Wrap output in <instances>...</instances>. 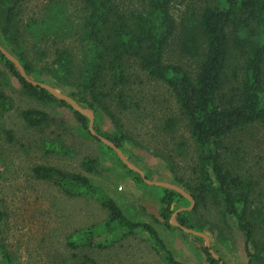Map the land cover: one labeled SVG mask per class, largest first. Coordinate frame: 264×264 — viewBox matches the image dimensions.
<instances>
[{
	"label": "trees",
	"instance_id": "1",
	"mask_svg": "<svg viewBox=\"0 0 264 264\" xmlns=\"http://www.w3.org/2000/svg\"><path fill=\"white\" fill-rule=\"evenodd\" d=\"M23 1L0 0V45L19 60L29 77L32 74L49 76L55 86L59 85L81 107L91 110L94 117L98 110L106 112L118 133L105 132L95 122L93 128L122 151L125 133L105 99L115 93L117 103L126 107L122 87L129 81L127 69L131 60L150 77L164 82L172 92L187 120L199 161L196 182L187 188L195 201L191 209L177 211L189 206L190 200L172 188L158 186L161 223L173 227L171 216L175 213L180 225L203 230L194 214L198 205L211 200L224 216L233 218L243 232L247 264L260 257V252L264 253L263 211L252 206L251 181L224 166L223 153L227 149L225 139L235 130L264 123V0H210L198 15L181 23L170 11L173 0H142L143 8L129 10L120 7L115 0H80L82 17L76 25L68 23L71 19L66 16V4L56 0H49V12L44 16L23 24L19 10ZM25 32L41 37L54 33L65 40L77 36L79 56L66 41L57 43L50 63L38 70L21 46ZM172 39L176 40L179 54L197 62L194 73L180 63L164 60L166 46ZM0 61L18 78L26 94L71 109L78 131L96 139L116 156L133 179L143 182L113 148L90 133L88 116L46 88L26 81L16 64L1 52ZM4 101L9 107L8 99L0 94V102ZM21 117L29 127L56 121L48 112L36 108L23 109ZM174 126L175 118H168L166 127ZM69 149L60 141L47 142L45 148L49 153L63 154ZM81 165L92 172L95 159L85 157ZM32 173L36 178L53 182L66 195L95 198L106 209L107 219L101 227L75 230L74 237L68 241L71 248H107L125 236L146 235L166 264H188L174 257L153 225L127 217L117 202L86 175L51 165H36ZM3 217L0 210V223ZM202 249L208 264H220L206 245ZM0 264H9V256L2 250Z\"/></svg>",
	"mask_w": 264,
	"mask_h": 264
},
{
	"label": "rangeland",
	"instance_id": "2",
	"mask_svg": "<svg viewBox=\"0 0 264 264\" xmlns=\"http://www.w3.org/2000/svg\"><path fill=\"white\" fill-rule=\"evenodd\" d=\"M56 1L66 4V16L71 19L68 23L76 25L82 17L80 0ZM115 1L127 10L144 7L142 0ZM48 2L23 1L19 8L22 23L48 13ZM208 3L210 0H173L170 11L181 23L190 21ZM65 41L79 56V40L73 35L65 40L54 33L41 37L25 32L21 46L40 70L50 63L55 45ZM164 60L180 63L191 73L197 68L195 60L179 54L175 39L166 46ZM78 63L76 60V67ZM127 71L129 81L122 87L126 107L117 103L115 93L105 99L125 133L124 154L147 179L176 184L190 194L187 188L196 182L199 158L186 118L164 82L150 77L132 60ZM30 78L66 94L47 75L32 74ZM0 94L10 104L8 107L6 101L0 102V210L4 213L0 223V251L9 256V264H166L146 235L125 236L107 248H71L68 241L74 237L75 230L101 227L107 211L95 198L66 195L53 182L36 178L32 173L36 165H51L86 175L117 202L127 217L153 225L177 260L208 264L202 249L205 238L196 239L175 225L164 226L158 215V185L133 179L113 153L96 139L79 132L71 109L26 94L18 78L2 61ZM26 108L44 110L56 121L29 127L21 117V111ZM168 118H175L171 129L166 127ZM94 122L105 132L118 133L103 110H98ZM51 141H60L70 148L69 152H47L46 144ZM225 145L224 166L251 181L252 206L260 208L264 215V123L235 130L225 139ZM85 157L95 159L92 172L81 165ZM194 217L203 229L197 231L208 236L209 247L223 264H247L244 234L233 218L224 216L211 200L198 205ZM259 255L252 264H264V253Z\"/></svg>",
	"mask_w": 264,
	"mask_h": 264
},
{
	"label": "water",
	"instance_id": "3",
	"mask_svg": "<svg viewBox=\"0 0 264 264\" xmlns=\"http://www.w3.org/2000/svg\"><path fill=\"white\" fill-rule=\"evenodd\" d=\"M0 52L9 60H11L12 62H14L18 68V71L20 73V75L28 82L32 83L33 85H40L44 88H46L47 90H49L54 96L58 97V98H61V99H64L66 100L68 103H70L73 108L77 111H79L80 113H83L85 114L86 116L89 117V125H88V129L90 131V133L97 137L102 143L110 146L111 148H113V150L116 152V154L118 155V157L120 158V160L127 166L129 167L130 169L136 171L140 176L141 178L149 183V184H154V185H158V186H166V187H169V188H172L174 190H176L177 192H179L180 194H182L184 197H186L187 199L190 200V204L189 206L187 207H181L179 208L177 211L179 210H183V209H190L192 208V206L194 205V199L193 197L186 193L181 187L177 186L176 184H173V183H168V182H162V181H151L149 179H147L145 176H144V173L143 171L137 167L134 163H132L127 157L126 155L124 154V152L116 145L114 144L112 141L108 140L107 138L97 134L93 128V123H94V114L91 110L87 109V108H83L81 107L74 99H72L71 97H69L67 94H62L60 93L58 90H56L53 86L45 83V82H39V81H35L33 80L32 78H30L24 71L23 69V66L21 65V63L19 62V60L13 55L11 54L8 50H6L3 46L0 45ZM171 220H172V223L179 227L181 230L187 232V233H192V234H196V235H199L203 238H205V245L208 247V250L209 252L215 257V258H218L217 255L211 250V248L209 247L210 246V243H209V238L208 236L201 232V231H197V230H193V229H190V228H187V227H184L182 225H180L176 219H175V213L172 214L171 216ZM220 264H223L222 261H220Z\"/></svg>",
	"mask_w": 264,
	"mask_h": 264
}]
</instances>
